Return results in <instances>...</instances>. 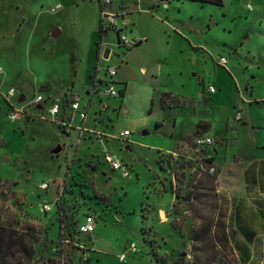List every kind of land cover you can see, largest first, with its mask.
<instances>
[{
  "label": "rangeland",
  "instance_id": "obj_1",
  "mask_svg": "<svg viewBox=\"0 0 264 264\" xmlns=\"http://www.w3.org/2000/svg\"><path fill=\"white\" fill-rule=\"evenodd\" d=\"M101 1L0 0V94L5 96L13 88L16 95L9 103L24 106L30 115L9 121L0 96V225L33 227L34 260L84 264L75 259L80 251L73 247H64L67 256L57 253L55 199L66 183L61 195L66 211L80 222L87 213L95 219L94 241L86 242L94 247L87 264H236L229 245L224 248L213 240L192 244L189 237L208 220L210 234L218 235L227 208V200L210 189L212 184L200 170L205 155L215 152L214 141L218 149L221 145L216 158L222 165L232 163L236 155L264 153V0H220L221 6L189 0H117L111 9L119 15L115 27L121 34L129 40L132 34L149 37L144 38L146 43L134 39L140 43L125 49L116 31L108 29L100 48H108L111 58L103 60L99 50L98 74L102 77L107 65L122 73L128 54L137 76L138 66L143 65L146 81L156 74L162 88L187 98L177 97L180 104L171 110L146 111L136 117L122 115L119 95L101 96V102L93 98L88 125L103 118L109 134L117 136L126 129L132 137L129 144L109 138L100 143L94 136L79 142L76 133H63L46 113L47 98H63L66 90L82 106L89 100ZM247 4L251 12H246ZM56 5L60 9L51 12ZM55 30L59 34L53 37ZM179 34L201 44L204 52L180 53L169 43L170 36ZM219 57L227 60L225 67L217 64ZM213 83L219 92L216 102L201 95ZM112 86L116 91L117 85ZM41 89L47 90L45 103L40 104L44 110L30 106ZM138 93L128 96L132 115L140 109ZM101 104L108 109L102 110ZM134 122L147 126L134 129ZM158 122L161 126L155 130ZM203 134L214 136L213 145L196 150L193 140ZM57 147L61 150L52 153ZM105 152L126 168L127 177L104 163ZM41 183L48 189L41 190ZM94 189L104 203L95 198ZM170 192L179 197L169 211L177 230L155 216L157 209L171 205ZM43 205H49L50 211H43ZM189 243L190 259L180 260V250ZM130 244L136 247L134 254L127 252ZM95 249L101 255L95 257ZM120 254H125L123 262ZM213 254L214 261L208 263ZM254 264H264V256H255Z\"/></svg>",
  "mask_w": 264,
  "mask_h": 264
},
{
  "label": "crops",
  "instance_id": "obj_2",
  "mask_svg": "<svg viewBox=\"0 0 264 264\" xmlns=\"http://www.w3.org/2000/svg\"><path fill=\"white\" fill-rule=\"evenodd\" d=\"M128 10L129 8L126 7V11ZM245 10L246 12H251V11H247L246 6H245ZM129 14L130 12L125 16H129ZM124 22L125 23L127 22L128 24L130 22L129 18L125 19ZM125 28H123V31L126 30ZM165 30L166 27H163L162 34L163 33L165 34ZM172 30L177 31L173 27ZM195 30L197 29L195 28ZM180 36L181 35L179 34L169 37V41H170L169 43H172V45H174L175 47L177 46L178 49L180 50V53L191 55L195 51L204 52V48L201 44L193 42L187 35H183L182 37ZM126 37L129 39L128 36ZM131 37H132V41H134V39H138V40L143 39V43L144 42L146 43L149 35L146 36L141 34H132ZM145 37L147 38L144 39ZM142 46L143 45H140L138 48H141ZM100 49L101 51H103L105 47ZM93 55L95 56L94 67L95 69L96 68L98 69L99 65H96L98 62L96 50L94 51ZM128 57H129L128 54H125V57L123 58V60L125 61V68H126L125 71L119 74L117 70L118 68L116 67L117 72L115 76V84L117 85V90L120 93L123 92L122 96H120V98L122 99V103L120 107L123 116L136 117V115L139 116L146 111L151 112L153 110V111L162 112V111L171 110V109H166V110L161 109L159 105L160 104L159 99L161 93H170L171 95L176 96L178 98L181 97L187 99L185 96L179 95L173 91H169L162 88L160 82L157 81L158 78L156 74L151 75L150 79L146 81L144 78L146 76L147 69L143 65L138 66L140 75L137 76L134 73V70L137 67L134 66V64L131 61H129ZM110 58H111V54H109L107 61ZM94 73L95 72H93V74H90L89 76L90 90L92 89V78L94 76ZM211 85L214 86L215 88L214 94H208L207 92V87ZM208 86L201 93L202 97L204 99L208 97L210 98V100L212 99L211 101L213 102L218 101L219 97L217 95L219 92L217 91L215 84L213 83ZM66 91L67 93H65L64 96H73L70 93V91L69 92L68 90ZM136 91L139 92L137 105L140 107V109L135 110L136 114L132 115L130 109H128V106L129 108H131L130 104H128L129 103L128 96L132 92H136ZM73 97H77V96H73ZM87 103L89 105L88 108H90L93 103V99L89 98ZM80 107L82 109L84 105L83 106L80 105ZM101 108L102 110L105 111L106 109H108V105L101 104ZM65 112L67 114L68 110H65ZM237 116L239 117V114H237ZM199 121L209 124L207 121L204 120H199ZM105 122H106L105 119L100 118L96 122L97 125L95 124L88 125V111H87V118L85 123L82 124L79 121L77 115H75L74 118L72 119V124L75 127V129H71L69 132H65V133L68 134L76 133L77 140L79 142H81L82 139L86 138V136L87 137L93 136L90 132H88L90 130H94L101 133L102 142L106 141L108 138L118 140L116 135L109 134L107 132L108 131L107 128L104 127ZM158 123L160 127L161 124L160 122ZM82 125L84 131L80 132L78 129H76V127H81ZM242 125L245 126V123H242ZM131 126L134 127V129H139L141 127H146L147 124L140 122L139 124H137L136 122H134L131 124ZM158 128H155V130ZM122 131H127V130L123 129ZM203 135L212 137L213 141L215 139L214 136L211 134H203ZM225 137L227 136H223V138ZM130 139L132 140V137H129V141L126 144L130 143ZM214 147H215V152L208 153L207 155H205L206 156L205 158H212V166L215 168V173H216L215 193L223 196L228 202L223 217V224L225 226V233L227 236L228 245L230 246L231 254L235 257L236 264H254L255 256H261V255L264 256V153L259 152L253 156H251V152L249 153V155H244V156L236 155L233 156L232 163L226 164L223 162L222 165L217 161L216 158V155L219 153L218 150L221 148V145L218 146L219 147L218 149L214 141ZM125 149H128L127 145L125 146ZM107 154L112 155L108 152ZM170 193L172 197V202L171 205L168 207V209L164 210L163 208H159L157 209V212H155L156 214L155 216L157 217L160 223H169L170 220L172 219V215L169 214V211L173 208L172 205L175 196L173 192ZM116 209L117 208L114 207V210ZM85 240L86 242L89 241L91 242L93 240V233L90 235V237H86ZM189 245L190 243L187 246L184 245V248L187 249ZM92 248L94 249V247ZM91 252L92 251H86V253L84 254L79 252L77 253L75 259L81 260L82 262H84V264H87L91 259L90 258L92 254ZM93 252L95 253V257L101 255L99 250L95 249Z\"/></svg>",
  "mask_w": 264,
  "mask_h": 264
},
{
  "label": "built area",
  "instance_id": "obj_3",
  "mask_svg": "<svg viewBox=\"0 0 264 264\" xmlns=\"http://www.w3.org/2000/svg\"><path fill=\"white\" fill-rule=\"evenodd\" d=\"M117 2V0H102L101 5L102 8L100 10V18H102V25L103 29L108 30L112 29L116 31L117 33V38H118V43L125 49H131L134 46V41L129 40L125 34H121V29L116 26L117 24V19L119 15L115 12L112 11L111 7ZM60 9V5H56L54 8H51V12H55L56 10ZM247 11H252V6L250 4L246 5ZM114 26V27H113ZM217 64L221 67H225L227 64V60L224 57H219ZM99 68L95 69L94 76L92 78V89L90 90V95L89 98H99V102L101 101V96H105L107 98H116L117 95L119 97L121 96L120 92L118 90H114L112 85L115 84V76H116V67L115 66H109L107 65L104 74L102 77L98 74ZM0 71V75H1ZM207 92L208 94H214L215 93V88L214 86H208L207 87ZM16 95V91L13 88H9L6 92L5 96H0L6 102V105L9 107L8 111V119L11 122L20 120V119H27L30 117V115L26 112L24 106H19L15 107L12 106L8 99L12 98ZM20 97H18V101L20 102ZM49 100V105L46 107V113L50 117V119L56 123L59 127H61L64 132H69L71 129H75V127L72 124V119L74 118L75 115H77L79 121L84 124L87 118V111H88V103L84 105V107L81 109L79 105V98L78 97H73V96H64L63 98H57V99H52V98H47ZM45 98L43 93L38 92L32 102L30 103V106H36V109L38 110H44V107L41 106L40 104L45 103ZM65 110H68V113L66 114ZM238 119V116L236 117ZM80 132L84 131L83 125L81 127H76ZM90 132L94 138L98 142H102V135L101 133L90 130ZM129 136L130 133L128 131H121L117 135V139L122 142V144H126L129 141ZM193 145L196 150L203 149L206 147H212L213 145V139L210 136L206 135H199L194 138L193 140ZM104 163L108 164L111 168V170H121L123 176H128L127 171L125 170L126 168L123 167L117 160L114 159L112 155L107 154L105 152L104 157H103ZM210 173L214 172V168L211 167L209 169ZM39 188L41 190H46L48 189V184L46 183H41L39 185ZM64 189V185L60 188L58 191V196L55 199V203L59 200L60 196L62 195ZM50 206L49 205H43L42 210L43 211H50ZM94 224H95V219L92 214H86L84 215V219L81 222V224L78 226L77 233L83 237H90V235L94 231ZM90 242V241H89ZM87 242V243H89ZM69 244V241L65 239L64 237H61L60 240V246L67 245ZM81 251L82 253H86V251H89L92 249L91 247H88L86 242L84 244H75ZM59 246V247H60ZM128 253H135L136 252V247L133 244H130L128 249ZM125 254H120L119 255V261L123 262L125 260ZM186 259H190L189 253H186L185 255Z\"/></svg>",
  "mask_w": 264,
  "mask_h": 264
},
{
  "label": "trees",
  "instance_id": "obj_4",
  "mask_svg": "<svg viewBox=\"0 0 264 264\" xmlns=\"http://www.w3.org/2000/svg\"><path fill=\"white\" fill-rule=\"evenodd\" d=\"M189 1H195L199 2L200 4H214L221 6L222 2L220 0H189ZM102 8L101 3L99 4V10ZM107 30L102 28L101 20H99V32L96 42V55L98 56V52L100 50V44H101V38L103 35H106ZM140 42L134 43L135 45H138ZM43 91H47L46 89H41L39 92L43 93ZM123 92H121L122 96ZM160 105L162 109H171L176 108L180 104L178 98L176 96L171 95L170 93H161L160 95ZM6 103V102H5ZM8 111L9 107L7 106ZM58 126V125H57ZM159 124L157 123L155 128H158ZM58 128L63 132L64 130L58 126ZM159 162V161H158ZM203 167L200 168L201 171L206 174V182L211 183V190L215 191V168L212 166V158H205L203 159ZM213 167L214 172L210 173L209 169ZM66 183L64 184L63 192L66 190ZM204 188V187H201ZM95 198H97L101 202H105V198L94 192ZM176 200L179 199L177 194H174ZM88 199L90 196L88 195ZM183 200H187L185 196L182 197ZM83 199V198H82ZM176 203V202H175ZM57 210V221H58V234H57V253L61 255V257L67 256L65 255V249L64 247H73L80 251H82L75 245L80 244L81 239H83L85 242V238L77 233L78 226L81 224V222L78 220L76 215H72V213H68L64 207V200L60 196L59 200L56 202ZM174 208V203L172 205ZM90 214V213H87ZM86 215V214H85ZM204 223H200L199 227L193 232L190 233V241H192V244L196 242H204L208 240H213V243L215 245H220L221 247L228 248V240L225 233V227L224 224L219 223V227L221 228V231L218 235H211V222L203 221ZM170 225L173 229L177 230L178 226L175 225L174 222L170 221ZM222 232V233H221ZM61 237H64L69 241V244L60 246V240ZM35 233L33 227H25V229H16L11 226H1L0 225V264H63V263H55L53 259H44L42 261L34 260V247L33 244L35 242ZM211 238V239H208ZM60 246V247H59ZM193 246V245H192ZM218 246L219 248H221ZM186 253H189L188 250L182 249L180 250L178 256L180 260H184ZM70 255V254H69ZM216 257V254H213L207 259L208 263H211L214 261Z\"/></svg>",
  "mask_w": 264,
  "mask_h": 264
},
{
  "label": "water",
  "instance_id": "obj_5",
  "mask_svg": "<svg viewBox=\"0 0 264 264\" xmlns=\"http://www.w3.org/2000/svg\"><path fill=\"white\" fill-rule=\"evenodd\" d=\"M160 1H161V0H160ZM58 34H59V32H58L57 30H55V31L52 33V36L55 37V36H57ZM109 54H110V50H109L108 48H106V49H104V50L102 51L101 58H102L103 60H107L108 57H109ZM20 100H21V101L23 100V96L20 97ZM142 134H143V135H146L147 133H146V132H142ZM126 148H127V147H126ZM59 151H60V148L57 147L56 149H54V150L52 151V153H57V152H59ZM117 218L120 219V217H119L118 215H117Z\"/></svg>",
  "mask_w": 264,
  "mask_h": 264
}]
</instances>
